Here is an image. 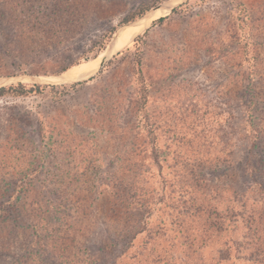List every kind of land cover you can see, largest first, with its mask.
<instances>
[{"label":"rangeland","instance_id":"obj_1","mask_svg":"<svg viewBox=\"0 0 264 264\" xmlns=\"http://www.w3.org/2000/svg\"><path fill=\"white\" fill-rule=\"evenodd\" d=\"M54 1L16 0L18 17L9 19L10 5L0 0V80L35 75L27 72L30 65L16 69L21 61L14 53L3 54L2 44L19 33L23 41L49 39L50 48L35 61L58 54L80 59L63 73L81 70L68 77L74 78L90 73L83 70L101 60L124 25L161 4L173 9L163 11L164 21L147 23L88 80L0 98V187L7 189L0 202L21 175L38 168L28 174L30 184L13 193L17 209L0 212V264H262L253 255L247 219L264 214L258 193L248 191L254 183L264 187V140L249 138L254 128L264 139V0H76L51 8ZM243 4L254 14L247 45L234 30ZM16 20L53 23L60 32H15ZM141 79L161 147L160 173L148 165V149L135 144L142 114L129 106ZM37 146L41 165L31 162ZM135 147L137 188L150 204L141 232L124 246L132 235L125 227L137 219L112 209L116 198L127 197L115 176ZM241 194L246 208L232 202ZM227 206L240 215L226 218Z\"/></svg>","mask_w":264,"mask_h":264},{"label":"trees","instance_id":"obj_2","mask_svg":"<svg viewBox=\"0 0 264 264\" xmlns=\"http://www.w3.org/2000/svg\"><path fill=\"white\" fill-rule=\"evenodd\" d=\"M9 3L10 7L9 9V13H10V17L14 16V17H18L17 13H16V0H14V3L12 4V2H10L9 0H5ZM43 0H30V2H38L41 3ZM65 2L66 5H68L69 3H71L72 5H74L77 1L76 0H55L54 2H52V7L51 8H57V5H60L61 2ZM241 10H239V17H240V21L238 22L237 26L234 27V30L236 31L235 35L239 36L247 45L248 43H250V34L249 31L247 32V28L249 27V25L251 24L252 21V17L254 14L250 4H243V5H239ZM86 9V8H85ZM140 15V14H139ZM8 19V18H7ZM6 19V20H7ZM165 18H160L158 19V23L164 21ZM13 22V26L15 24H17V26H14L17 31L15 32H21L23 29H31L29 31H42V32H46L50 37H55L57 35V32H60V30H57L56 27H59V25H54L53 23L50 24V26H46L47 22H45V24L41 27L42 24H35V25H25L22 24V21L16 20V21H11V23ZM0 23L1 20H0ZM26 26V27H25ZM240 26V29L238 28ZM148 27V26H147ZM146 27V28H147ZM35 28V29H34ZM145 28V29H146ZM144 29V30H145ZM32 31V32H33ZM238 31H240L241 36L238 34ZM20 35H16L15 36V40H10L7 43H3L2 47L4 49L3 54H6L7 56L11 55L12 53H14V55L16 57L19 58V60L21 61V63L19 65H15L16 69L20 72H25V67L29 66L32 67L33 69H29V73L35 74V75H43V76H59L63 73H65L68 69L72 68L73 66H76L79 64L80 59H69L67 61V59H64V56L58 54L56 57V60L53 59V61H35V58H40L43 54V52H45L47 49L50 48V43H47V40L49 39H45L46 41H39L37 39H27L25 41L21 40L22 39V35L21 33H19ZM237 38V37H236ZM238 41V39H237ZM101 51V49H99V52ZM11 52V53H10ZM63 57V59H62ZM51 58V57H50ZM28 60H30L28 62ZM90 62V61H89ZM88 63V62H86ZM24 67V68H23ZM23 68V69H22ZM252 69H250L249 71H251ZM247 72L246 74V78L247 79H252V74H254L253 72ZM136 84L138 85L137 87V91H136V96H138V98L135 101H131L130 102V106H129V112L134 113V114H142V117H140L139 120V124L140 125V131H141V135L139 137H141V140L138 139L136 140L137 143L135 144H139L138 147H143V151L146 147V149H148V165H152L155 169L158 168V172H161V169L163 168L164 162L162 160V153H161V147L158 145L159 143V138L156 134V128H154V125L151 124L150 122L152 121L149 116L148 111L146 110V104H147V85L146 82H143V79H141L139 82L135 81ZM76 84L71 85L75 86ZM63 88V87H62ZM54 90L53 87H44V86H39V85H23V84H16L14 86H10L8 88H2L0 89V98L6 96V95H11L12 97H27L30 95H39L41 94L44 90ZM246 90L251 91L252 88L251 87H246ZM251 93V92H250ZM249 93V99L248 101H251V97H253V93H251L250 95ZM132 102L134 103V105L132 104ZM39 128H38V135L40 137V139H44L43 136V131L45 129V126L43 124V121H39ZM250 131L252 132L249 136V138L253 139L255 142L259 141V140H264L262 138V136H259L258 131L256 129L253 128L250 129ZM264 133V132H263ZM253 143V141H252ZM255 145V144H254ZM135 147V151L134 152H130L128 153L125 157L123 156V159H128L127 161L128 166L123 167L124 169L120 172L117 173L116 180L117 182H119L120 186L119 188H126L127 192L126 195V199L124 200H120L119 198L115 199V204L114 207L112 209H116V212H121L122 214L125 215H130L131 217H135L134 219H137L136 222L129 223L128 224V228L125 227L126 231L130 230V232H132V235H130V237L126 236V233H120L122 235V237L126 236V241L124 246H127L128 243L133 239V237L135 235H137L138 233L141 232V226L143 225L142 219H141V215L142 213L146 212V208L148 206V204H150L149 201H147L146 199H144V197L140 194V191L137 188V180L140 177V172H141V166L137 165V156H138V152H136L137 148ZM42 147L41 146H37L34 147V151H30V154H34L35 156L31 159V162L33 165H41L40 163H42V160L44 158L42 151H40ZM37 149V150H36ZM29 170V173H33L36 174L38 173L37 171V167ZM28 173V174H29ZM27 173H24L23 175H21L19 179H17L16 183L13 186V190L12 192H10V194L5 198L4 202H0V212L3 214H7V213H13V209H17L16 205H17V201L16 199H13V193L19 189L23 190L24 187H27L30 184V180H32V178H29ZM203 179V178H202ZM184 187V186H183ZM254 187V191H252L251 189ZM251 189H249V193L250 192H257L258 196H259V201L261 202V206L264 207V187L260 184V183H254V185L252 186ZM5 190H7L5 187L1 186L0 187V196L2 195L3 197H5L4 192ZM226 190V189H225ZM225 190L222 191L223 194H225ZM247 192V191H246ZM246 192H244L246 194ZM229 193V191H228ZM226 193V194H228ZM231 195V193H229ZM119 196L118 193H115V196ZM244 194H241L240 196H234L232 198V202L233 204L235 203H241V208H246L245 207V203H242L239 199H241L240 197L244 198ZM238 197V198H237ZM225 202L231 204L230 201V197L227 195L224 197ZM146 206V207H144ZM235 207H229L227 206V208H225V217L229 218L230 214H233L232 216L234 218H237L240 214H237L232 212L233 209ZM198 209H200L198 207ZM10 211V212H9ZM215 211L212 213L214 214ZM264 213V212H263ZM0 216H3L0 214ZM118 215H115L113 217H117ZM113 217H111V219H113ZM119 218V217H118ZM222 220H224V218L222 217ZM2 219L0 218V223H1ZM4 221V219H3ZM113 223V222H112ZM247 224L248 225H253L252 230L249 231V233L251 234V239L253 241H250L252 243V247L254 250V257H256V259H259L261 261L262 264H264V214L260 215L258 218L255 217H251L247 219ZM133 226V227H132ZM1 230V229H0ZM118 231H121V229H119L117 227ZM2 232V231H0Z\"/></svg>","mask_w":264,"mask_h":264},{"label":"water","instance_id":"obj_3","mask_svg":"<svg viewBox=\"0 0 264 264\" xmlns=\"http://www.w3.org/2000/svg\"><path fill=\"white\" fill-rule=\"evenodd\" d=\"M185 2V1H184ZM173 9L172 6H170L169 4L165 3V4H161L155 8H153L148 14H145L143 17H141L140 19L136 20L135 22L129 23L124 25L125 26H130L133 25L135 23H138L144 19H146L149 15L155 13L157 10H161V11H167L170 12ZM119 34V32L116 34L114 40L112 41V43L110 44V46H113V43L115 42V39L117 37V35ZM110 46L108 47V49L105 51L103 57L100 60L99 65L97 66L95 72H93L90 76L85 77V78H81V79H76L73 81H59L56 82L54 80H51V77H42V76H36V75H27V74H22V75H16V76H11V77H5L3 79L0 80V89L4 88L6 84H9L11 82H17L20 84H23L25 82H29L32 83L33 85H43V86H58V85H65V84H72V83H80L82 81H86L89 78L93 77L95 74H97L106 64L107 60L109 59V57L111 56V54L113 52H111ZM112 49V47H111ZM57 77V76H56Z\"/></svg>","mask_w":264,"mask_h":264},{"label":"bare ground","instance_id":"obj_4","mask_svg":"<svg viewBox=\"0 0 264 264\" xmlns=\"http://www.w3.org/2000/svg\"><path fill=\"white\" fill-rule=\"evenodd\" d=\"M163 15H164L163 11L157 10L155 13L149 15L146 19H144V20H142V21H140L138 23H135L133 25L123 27L120 30L119 34L117 35V37L115 39V42L113 43V46H110L109 50H111V52H113V53L118 52V50L122 46L127 45L130 42V40L133 37H135L145 27V25L147 23H149V22H151L153 20H156V19L162 17ZM111 47H112V49H111ZM104 53L101 54V58L103 57ZM99 61H100V58L96 59L94 62H92L90 65H88V67H86L83 70V72H90L88 74H85V75H82V76H79V77L68 78V77L74 76V75H76V74L81 72V70H78L77 68H75V69H72L70 72L66 73L65 75L61 74V75H59L57 77L56 76L55 77H51L50 79L54 80L56 82H59V81H68V82H70V81H73V80H76V79H81V78L88 77L93 72H95V70H96V68H97V66L99 64ZM94 65H96L95 69H94Z\"/></svg>","mask_w":264,"mask_h":264}]
</instances>
